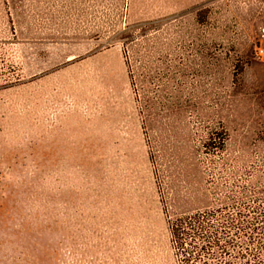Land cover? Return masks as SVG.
I'll return each instance as SVG.
<instances>
[{
	"label": "rangeland",
	"instance_id": "374dc122",
	"mask_svg": "<svg viewBox=\"0 0 264 264\" xmlns=\"http://www.w3.org/2000/svg\"><path fill=\"white\" fill-rule=\"evenodd\" d=\"M259 46L264 0H0V264H180L170 220L264 202Z\"/></svg>",
	"mask_w": 264,
	"mask_h": 264
},
{
	"label": "trees",
	"instance_id": "16d2710c",
	"mask_svg": "<svg viewBox=\"0 0 264 264\" xmlns=\"http://www.w3.org/2000/svg\"><path fill=\"white\" fill-rule=\"evenodd\" d=\"M255 200L242 201L235 209L224 205L170 220L180 264H264V202Z\"/></svg>",
	"mask_w": 264,
	"mask_h": 264
},
{
	"label": "built area",
	"instance_id": "2783aa9c",
	"mask_svg": "<svg viewBox=\"0 0 264 264\" xmlns=\"http://www.w3.org/2000/svg\"><path fill=\"white\" fill-rule=\"evenodd\" d=\"M257 55H258L259 57H264V47L259 46V47L257 48Z\"/></svg>",
	"mask_w": 264,
	"mask_h": 264
}]
</instances>
